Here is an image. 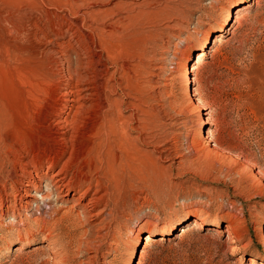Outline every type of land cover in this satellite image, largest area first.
I'll list each match as a JSON object with an SVG mask.
<instances>
[{
  "label": "rangeland",
  "instance_id": "obj_1",
  "mask_svg": "<svg viewBox=\"0 0 264 264\" xmlns=\"http://www.w3.org/2000/svg\"><path fill=\"white\" fill-rule=\"evenodd\" d=\"M77 30L86 45L72 37ZM89 46L142 59L111 67L104 97L123 117L134 104L156 116L135 149L153 175L137 178L111 215L79 225L70 221L74 201H54L47 225L48 208L23 194L29 179L11 160L24 141L58 147L70 65L47 50ZM0 111L11 144L0 162V264H264V0H0ZM87 116L81 154L99 129V116ZM44 153L30 155L52 157ZM169 224L174 230L162 234Z\"/></svg>",
  "mask_w": 264,
  "mask_h": 264
},
{
  "label": "bare ground",
  "instance_id": "obj_2",
  "mask_svg": "<svg viewBox=\"0 0 264 264\" xmlns=\"http://www.w3.org/2000/svg\"><path fill=\"white\" fill-rule=\"evenodd\" d=\"M74 8L72 7V12L75 11ZM236 22H239L238 16L236 17L235 23ZM130 24L132 23H129V25ZM76 27L77 29H80L78 24ZM77 31H74L73 34L71 33L73 35L72 37H78L79 43L86 45L84 35ZM99 31L102 33L105 32L102 30ZM93 34L96 33L94 32ZM112 35L113 31L107 34L108 37ZM92 39L95 40L96 37L94 36ZM101 39L104 42L105 39L102 37L99 40ZM124 51L125 50L122 48L101 47L99 50L98 48H91L90 46L88 48L58 47L47 50V54L53 53V55L59 54L61 57H67L70 65V69L68 68L67 71L68 76L66 75L68 79L63 82L64 93L62 94L63 100H61L64 103V108L68 110V113L59 117L58 121H56L57 123H55L58 128L57 143L55 146L58 147L47 149L44 148L45 146L43 147V145L38 147L37 144L29 145L24 141L19 144L21 149L14 153L15 158L11 160L22 166L21 177L26 180L29 179L26 184L27 189L23 191V194L28 197L32 196V192L40 195V202L43 207L48 208L46 211L42 212L44 214V217L42 216V218L47 225L50 224L49 219L58 213L57 210H55L56 207L54 208L51 204L54 201L61 203L62 205H68L70 202L74 201L75 206H77V209L79 208V210L77 215L74 216L73 214L74 217L70 216V221H72V224L74 225H79L82 220L88 221L94 217L100 218L101 216H104L106 212H109L110 214L108 215H111V212L117 208L118 202L124 195H127L128 191L134 186L137 178L139 179L143 177L147 179V177L153 175L152 170L150 172V168L147 169L144 167V163L140 160L145 154L142 151H136L135 149H138L136 147V142L141 143L144 139H147V131L151 126V119H156V116L153 115L152 117V114L149 111L141 109V107L134 104L132 105L134 106L133 114L129 117H123L121 106H114V102L111 101L110 98L104 97V94L108 89L112 88L111 82L116 76L115 74H111V67H116L122 62L124 68H126L125 62H127V60H130V62L135 61L142 63V59H140L139 56L135 57L129 55L125 60H121L119 55L124 54ZM126 52H128L127 49ZM70 53L72 55L76 53L77 55L75 56H78L77 61H74L76 67H73V65L71 67ZM204 55V52L199 53L198 59L204 57ZM199 61L200 60H197L196 63L198 64ZM117 70L119 69L117 68ZM127 70L130 73L134 72L132 69ZM191 71H195L194 66L191 68ZM130 73L128 75H130ZM66 76L64 75V77ZM196 81L197 79L193 78L192 82L195 83ZM129 86L131 89V85ZM137 93L139 97L142 98V94L140 92ZM141 101L142 100H139V102ZM193 102L195 101L193 100ZM193 102H191V104H193ZM92 112H95L97 117L99 116L97 139L94 141L93 145L86 150H83V154H81V146H79V148L76 144L78 132L79 129L83 127L82 123L86 120L88 121V117L90 116L87 115ZM5 118L6 116L0 111V162L3 163V165L9 157L4 159L2 157V150L9 145L11 146L10 143H7L9 137L6 135L4 129L6 122ZM131 132H137L139 137L137 136L138 138L132 139L129 136ZM16 142L18 141L16 140ZM14 143L12 142V145H14ZM37 150H42L43 153L49 151V154H51L52 157H48L45 161H38L36 156L30 155V153ZM81 158H84V160L87 161L86 165L81 162ZM146 165H148V163H146ZM58 166H60V168L56 170ZM44 168H46V172H43ZM46 188L47 190H45ZM26 204L29 207L33 206L29 201H27ZM53 204L55 205V202ZM100 207H104L102 211H99ZM72 208L74 209V207ZM37 209L40 211V208ZM61 222H63L62 219L60 224ZM60 224L58 223V225ZM174 228L175 225L173 224L165 225L160 228V232L162 234H170ZM225 231L228 235L227 237H231L230 230ZM50 235H52V233H50ZM144 238L145 247H147L153 239L150 234H147ZM229 239L231 240V238ZM141 257H143L142 253ZM255 262L256 260L253 258L252 263Z\"/></svg>",
  "mask_w": 264,
  "mask_h": 264
}]
</instances>
